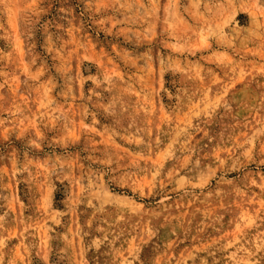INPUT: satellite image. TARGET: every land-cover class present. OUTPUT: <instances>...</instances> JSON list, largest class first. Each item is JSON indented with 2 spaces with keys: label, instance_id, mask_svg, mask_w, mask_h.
Masks as SVG:
<instances>
[{
  "label": "rangeland",
  "instance_id": "obj_1",
  "mask_svg": "<svg viewBox=\"0 0 264 264\" xmlns=\"http://www.w3.org/2000/svg\"><path fill=\"white\" fill-rule=\"evenodd\" d=\"M0 264H264V0H0Z\"/></svg>",
  "mask_w": 264,
  "mask_h": 264
}]
</instances>
